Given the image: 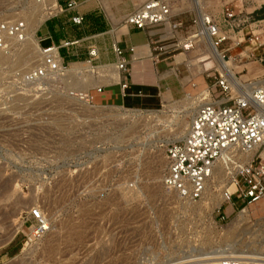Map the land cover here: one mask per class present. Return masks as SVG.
<instances>
[{
    "label": "rangeland",
    "instance_id": "1",
    "mask_svg": "<svg viewBox=\"0 0 264 264\" xmlns=\"http://www.w3.org/2000/svg\"><path fill=\"white\" fill-rule=\"evenodd\" d=\"M226 1L174 0V14L186 23L179 38L194 33L198 10L216 15ZM89 3L120 23L144 2L83 4ZM36 53L32 50L27 58H37ZM154 53L167 59V65L161 64L164 74L175 69L190 84L201 80L202 86L211 85L206 75L213 65L218 67L207 45ZM232 64L236 73L245 68L237 75L245 83L264 81V64ZM69 67L66 80L72 90L87 87L86 76L96 73L89 64ZM195 92L139 110L91 108L83 102L88 98L74 97L69 99L76 104L69 115H55L64 112L61 105L69 100L54 89L40 106L0 113V264H176L187 253L201 254L195 249L200 246L207 253L222 247L264 255V201L247 206L244 217L243 207L234 213L227 207L226 213L232 214L216 228L218 213L211 209L215 201L210 191L209 208L199 205L190 212L163 191L166 150L186 135L201 91ZM49 103L56 107L51 110ZM40 144L49 150L44 155L38 154ZM127 185L135 190L125 189ZM236 190L230 188L233 194ZM219 192L213 187V196ZM34 209H41L49 222V231L39 240L32 237ZM188 257L183 260H192Z\"/></svg>",
    "mask_w": 264,
    "mask_h": 264
},
{
    "label": "built area",
    "instance_id": "2",
    "mask_svg": "<svg viewBox=\"0 0 264 264\" xmlns=\"http://www.w3.org/2000/svg\"><path fill=\"white\" fill-rule=\"evenodd\" d=\"M87 1L89 0H0V113L27 105L40 106L54 89L63 92L68 100L80 97L70 88V80H66L71 64L66 63L61 54L62 48H69L74 43L66 41L61 46L52 44L43 47L36 32L44 22L67 11H74ZM241 1L242 6L237 7L227 0L216 15L198 10L191 26L194 33L182 39L179 38V33L186 27V23L174 14V0H146L126 16L124 24L148 32L151 36L150 45H153L155 52L174 48L189 52L198 45H208L210 42L216 49L219 60L238 62L239 65L247 62L262 65L264 0H247V7L244 0ZM31 14H36L40 20L35 32L40 55L37 65L20 59L19 56L23 54V44L27 40L29 29L27 17ZM71 21L75 25H81L84 17L76 15ZM158 29H163L164 34L154 33ZM157 35L159 39L155 40ZM113 51L118 58L117 68L126 71L128 60L125 50L115 44ZM236 51L238 52L235 53ZM130 52L134 53L133 47ZM91 55L94 56V52ZM213 66L206 75L212 79V83L195 99L198 101L197 111L191 119L185 138L167 147V169L162 186L165 195L175 198L187 212L199 205L209 208V184L219 160H223L227 184L220 190L221 204L214 208L218 213V220L213 223L216 228H220L219 223L226 222L237 208L243 207L240 212L242 214L247 206L264 201V85L254 88L250 94L243 85L256 83H245L238 78L240 85H237L231 74ZM244 71L245 68L236 73V76ZM83 102L91 108L97 106L89 96ZM73 105H76L74 101L63 102L61 106L64 112H56L55 115H69ZM48 107L52 110L56 105L49 103ZM46 113L47 111L45 115ZM41 145L37 149L38 154L44 155L49 150ZM232 186L237 189L234 194L230 191ZM134 188V185H127L125 189L135 190ZM229 206L233 209L231 214L226 213ZM30 215L36 222L32 237L39 240L49 231V222L41 209L32 210ZM195 249L201 252L197 259L190 261L191 263L184 262L183 259L190 256L187 253L176 260L181 261L176 264H264V257H247L243 254L218 259L210 256L215 250L207 253L202 246ZM246 250L240 249L237 253L247 252ZM169 264H173V261Z\"/></svg>",
    "mask_w": 264,
    "mask_h": 264
},
{
    "label": "crops",
    "instance_id": "3",
    "mask_svg": "<svg viewBox=\"0 0 264 264\" xmlns=\"http://www.w3.org/2000/svg\"><path fill=\"white\" fill-rule=\"evenodd\" d=\"M229 2L237 7L242 6L241 0ZM244 2L247 7V0ZM82 4L74 11H67L44 22L37 30L36 37L42 40L43 47L52 44L61 46L66 41L74 43L69 48H62L61 54L68 64H89L96 71L95 76H99L98 79H95L94 74L86 76L90 82L89 97L93 103L99 106L113 105L139 110L144 107H156L160 103L162 105L166 99L173 101L184 93L191 95V91L198 93L206 88V85L202 86L200 83L201 80L190 84L191 81L186 82L185 78L182 82L175 69H172L174 75L164 74L161 64H166L167 59H162L161 55L154 53L148 32L125 25V19L120 23L112 21L93 3ZM76 15L84 17L83 24L75 25L71 21ZM161 31L163 29L155 30L154 33L159 34ZM115 44L125 50L128 60L126 71L117 68L118 58L113 51ZM131 47L134 48L133 54L130 52ZM92 52L94 56L91 55ZM182 58L183 56L179 60ZM99 69L103 71L97 74Z\"/></svg>",
    "mask_w": 264,
    "mask_h": 264
},
{
    "label": "bare ground",
    "instance_id": "4",
    "mask_svg": "<svg viewBox=\"0 0 264 264\" xmlns=\"http://www.w3.org/2000/svg\"><path fill=\"white\" fill-rule=\"evenodd\" d=\"M202 10V9H200ZM28 21H29V29H28V36H27V40L26 42L23 44V47H24V50H23V54H20V59H24L25 61L27 62H31L34 64H38L39 60H40V55H39V51H38V43H37V40L35 38V32L39 26V23H40V20H39V17L36 15V14H31L29 15L28 17ZM36 50L37 53H38V56L37 58L35 57V59H30V58H27L31 56L30 52H32V50ZM207 49H208V52L210 53V55L214 58V60L216 61V63L218 64V67L223 71V72H226L228 74H231L232 75V78H233V81L235 82V84L237 85H240V81L239 79L237 78L236 76V72L234 71V66L232 64L231 61H227V60H219V55L216 51V49L212 46V44L210 42H208V45H207ZM30 51V52H29ZM15 53V51H13ZM36 53V55H37ZM30 55V56H29ZM35 55V56H36ZM77 75V74H76ZM75 76V75H74ZM70 77V76H69ZM72 75H71V79H72ZM111 80V79H110ZM109 80V81H110ZM88 83V82H87ZM90 84V82H89ZM89 84H87L89 86ZM264 85V81H261L259 82L258 84H252V85H243L244 89L248 92V93H252L253 92V89L254 88H257V87H260ZM78 87V86H75L73 88V91L75 94H77V96H80V98L84 99V98H88L89 96V87ZM192 99V98H191ZM197 110L195 109V112ZM194 115V114H193ZM186 135H184L182 138H180L181 140H183L185 138ZM180 140V141H181ZM224 162L223 160H219L218 164H217V168H216V172L214 174V177L212 178V181H211V184H209V191L211 192L212 194V197L214 198L212 201H215L214 205H213V208L211 207V209L213 210L215 207L219 206L221 204V200H220V195H221V192H219L218 195H214L213 196V187L217 188L219 191L221 190V188L225 187L226 184H227V175L225 173V170H224ZM213 204V203H212ZM242 216H247V210H245L244 212H242ZM241 216V217H242ZM240 217V218H241ZM242 217V219H243ZM17 220L14 221V224H16ZM247 251V250H246ZM228 254V255H225V254ZM262 252H257V251H247V252H243L241 251L240 253H237V250L236 251H230V252H226L225 249H223L221 247L218 248L217 250H215L210 256L214 257V258H218V259H223V258H230V257H235L237 255H243V254H246L247 257H250V256H253V257H260V258H263L264 256L261 255ZM199 254V253H198ZM208 256V257H210ZM192 257L191 255L188 257L190 258ZM197 255H195V257H192L190 261H194L195 259H197ZM190 261L186 260L184 262H187L189 263ZM191 263V262H190ZM213 263V261H212Z\"/></svg>",
    "mask_w": 264,
    "mask_h": 264
}]
</instances>
